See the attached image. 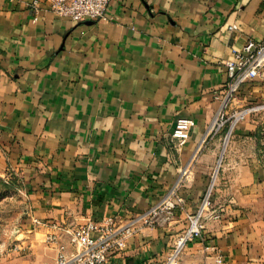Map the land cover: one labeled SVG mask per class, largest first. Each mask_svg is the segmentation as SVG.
I'll return each mask as SVG.
<instances>
[{"label": "crops", "instance_id": "0c3cea01", "mask_svg": "<svg viewBox=\"0 0 264 264\" xmlns=\"http://www.w3.org/2000/svg\"><path fill=\"white\" fill-rule=\"evenodd\" d=\"M248 41H264V0H112L106 18L83 21L48 0H0V175L17 177L33 222L72 250L66 229L144 211L199 147L184 210L106 264H163L210 187L220 218H205L178 264H264V112L201 144L225 63ZM261 102L264 68L232 108ZM178 117L195 121L181 147Z\"/></svg>", "mask_w": 264, "mask_h": 264}, {"label": "built area", "instance_id": "2783aa9c", "mask_svg": "<svg viewBox=\"0 0 264 264\" xmlns=\"http://www.w3.org/2000/svg\"><path fill=\"white\" fill-rule=\"evenodd\" d=\"M52 10L60 16L77 21L102 19L107 17V9L112 0H48ZM228 81L224 92L216 95L218 109L207 127L202 142L211 135L226 129L227 140L234 127L251 113L264 112V102L241 109L232 108L241 86L259 77L264 68V41H248L242 50L233 49L232 57L226 61ZM195 121L190 117H178L172 131L177 147L183 146L190 137ZM200 146V145H199ZM199 149V147H198ZM194 153L191 161L194 160ZM189 164L180 171L175 183L153 205L136 215L120 220L115 217L88 219L85 223L66 229L72 250L58 242L57 234L50 233L49 239L57 244V254L52 264H106L112 254L120 253L131 237L147 228L164 226L172 222L178 209L184 210L185 198L182 194L188 179ZM220 218L213 207L212 187L204 195L196 211L187 215V225L176 235L174 247L163 264H178L180 256L190 242L202 235L205 218ZM37 223L38 219H34Z\"/></svg>", "mask_w": 264, "mask_h": 264}, {"label": "rangeland", "instance_id": "374dc122", "mask_svg": "<svg viewBox=\"0 0 264 264\" xmlns=\"http://www.w3.org/2000/svg\"><path fill=\"white\" fill-rule=\"evenodd\" d=\"M0 264H52L57 244L30 216L16 176L0 175Z\"/></svg>", "mask_w": 264, "mask_h": 264}, {"label": "trees", "instance_id": "16d2710c", "mask_svg": "<svg viewBox=\"0 0 264 264\" xmlns=\"http://www.w3.org/2000/svg\"><path fill=\"white\" fill-rule=\"evenodd\" d=\"M1 181H3L2 179H0Z\"/></svg>", "mask_w": 264, "mask_h": 264}]
</instances>
